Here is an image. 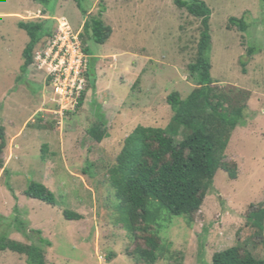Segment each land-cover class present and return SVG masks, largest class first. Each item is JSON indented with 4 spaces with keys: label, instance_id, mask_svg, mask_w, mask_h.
<instances>
[{
    "label": "rangeland",
    "instance_id": "obj_1",
    "mask_svg": "<svg viewBox=\"0 0 264 264\" xmlns=\"http://www.w3.org/2000/svg\"><path fill=\"white\" fill-rule=\"evenodd\" d=\"M203 1L211 10V77L222 90L249 93L245 125L233 131L225 152L236 179L217 170L191 221L155 205V223L130 234L107 173L137 126L170 130L172 92L186 98L196 88L187 67L196 56L200 20L174 0H84L85 15L73 0L46 8L32 0H0V126L6 136L0 235L25 245L49 242L42 246L46 264H148L140 254L149 237L159 246L154 264H211L214 253L232 246L264 258V219L261 232L253 216L248 219L264 208V0ZM39 11L52 29L65 18L78 34L86 18L101 11L111 29L102 45L86 34L80 40L94 78L82 106L69 114L50 113L56 96L45 84L46 66L32 63L20 72L28 37L17 23L36 21ZM230 17L244 18L246 31L229 26ZM39 112L46 122L37 120ZM92 128L103 134L100 142ZM31 182L50 189L55 205L25 196ZM64 211L80 219L67 221ZM0 264H26V256L0 251Z\"/></svg>",
    "mask_w": 264,
    "mask_h": 264
},
{
    "label": "trees",
    "instance_id": "obj_2",
    "mask_svg": "<svg viewBox=\"0 0 264 264\" xmlns=\"http://www.w3.org/2000/svg\"><path fill=\"white\" fill-rule=\"evenodd\" d=\"M48 7L56 0H32ZM80 13L85 15L84 0H73ZM174 4L184 9L190 16L200 20V33L196 46V56L187 67L193 79L194 88L186 98H181L178 92H172L167 97L172 111L169 129L159 127L137 126L123 142L122 149L116 157L115 164L108 170L107 177L114 196L118 201L121 221L126 230L133 234L137 231H147V225L155 223V205L165 210L169 215L186 217L189 221L202 206L206 193L211 186L216 171L221 169L232 180L236 179V167H231L225 159V152L233 131L238 126L245 125V110L249 99L248 91L231 88V90L216 87L211 77V64L208 58L210 48V17L211 10L203 0H174ZM51 8V7H50ZM52 9V8H51ZM102 12L97 16L86 18L79 38L82 42L86 34L96 44H104L111 34V29L105 26ZM52 21L37 19L36 21H20L17 27L24 31L28 42L22 51L23 63L20 72L25 75L34 62V50L43 39L41 47L54 34ZM229 26H235L244 32L247 23L244 18L230 17ZM46 40V41H45ZM40 47V48H41ZM89 54L87 48H82ZM252 50L249 49L248 55ZM92 67V61L89 62ZM242 63V62H241ZM245 63L242 64V67ZM86 79L91 87L93 75L88 71ZM47 86L50 79L46 80ZM85 92V91H84ZM84 92L78 99L75 111L83 104ZM44 112H39L37 120L46 122ZM71 112H66L69 114ZM49 123V122H48ZM91 135L100 142L103 134L92 128ZM180 137V139H177ZM6 148L5 130L0 126V169H3L1 158ZM42 151V150H41ZM43 153V152H42ZM24 195L39 200L47 205H55V196L44 184L31 182ZM160 213L158 214L159 217ZM67 221L79 220L80 215L68 211L63 212ZM254 220L259 232L262 231L261 221L264 219V208L255 213H249L248 219ZM144 223V227H140ZM37 236L40 231H34ZM32 232V233H34ZM31 237L29 235H25ZM147 249L140 257L148 264L157 260L158 243L153 237L146 238ZM38 244L25 245L0 235V251H11L26 256V264H46L44 258L43 239H37ZM211 264H264V258H256L248 251H242L238 246H232L216 252L211 257Z\"/></svg>",
    "mask_w": 264,
    "mask_h": 264
},
{
    "label": "built area",
    "instance_id": "obj_3",
    "mask_svg": "<svg viewBox=\"0 0 264 264\" xmlns=\"http://www.w3.org/2000/svg\"><path fill=\"white\" fill-rule=\"evenodd\" d=\"M34 64L40 70L47 67L46 78L50 79L49 87L56 96L52 99L54 104L50 113L61 116L73 112L86 87L87 56L78 33H73L65 18L56 19L55 32L35 52Z\"/></svg>",
    "mask_w": 264,
    "mask_h": 264
},
{
    "label": "clouds",
    "instance_id": "obj_4",
    "mask_svg": "<svg viewBox=\"0 0 264 264\" xmlns=\"http://www.w3.org/2000/svg\"><path fill=\"white\" fill-rule=\"evenodd\" d=\"M37 15H40L41 17H38V16H36L38 19H47V17L46 16H44V14L43 13H41L40 11H39V14H37ZM55 22H56V20H55ZM56 24V23H55ZM54 30H55V28H54ZM78 36H79V34H78ZM80 39V38H79ZM47 42V41H46ZM82 46V45H81ZM43 47V46H42ZM41 47V48H42ZM41 48H39L38 50H40ZM34 56H35V54H34ZM86 56H87V64H88V59H89V54L87 55L86 54ZM33 64H34V62H33ZM88 72V70H86V72H85V78H86V73ZM86 87H87V79H86ZM86 87H85V89H86ZM85 89H84V91H85Z\"/></svg>",
    "mask_w": 264,
    "mask_h": 264
}]
</instances>
